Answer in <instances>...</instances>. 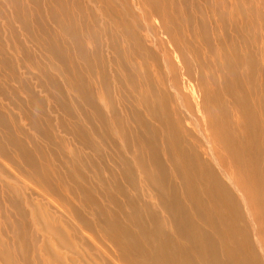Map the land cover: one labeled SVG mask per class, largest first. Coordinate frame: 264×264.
Returning a JSON list of instances; mask_svg holds the SVG:
<instances>
[{"label": "bare ground", "instance_id": "bare-ground-1", "mask_svg": "<svg viewBox=\"0 0 264 264\" xmlns=\"http://www.w3.org/2000/svg\"><path fill=\"white\" fill-rule=\"evenodd\" d=\"M4 2L14 5L13 19L25 27L26 13L45 5L33 22L43 35L38 43L46 61L44 84L37 86L65 114H77L61 123L82 148L100 155L111 142L130 153L131 160H114L121 179L156 201L129 196L124 181L95 176V187L112 190L114 209L98 205L94 189L84 184L79 152L50 181L55 166L41 168L8 131L11 121L2 113L7 143L0 141V158L8 160L6 146L16 149L31 182L60 198L87 241L102 231L117 253L112 263L264 264V44H254L260 6L254 0H30L32 9H26L19 0ZM23 53L31 70L40 72L41 64ZM12 63L2 58L0 68L13 71ZM26 93L32 106L46 111L28 86ZM22 108V118L39 127ZM15 190L0 184V264H49L37 258L38 250L53 264H106L95 262L92 242L71 236L34 205L28 211ZM34 225L66 251L83 241L87 259L63 258L50 241L31 235Z\"/></svg>", "mask_w": 264, "mask_h": 264}, {"label": "rangeland", "instance_id": "rangeland-1", "mask_svg": "<svg viewBox=\"0 0 264 264\" xmlns=\"http://www.w3.org/2000/svg\"><path fill=\"white\" fill-rule=\"evenodd\" d=\"M19 4H21L22 7H26V9H32L30 0H19ZM39 5H40V7L38 8V10H30L31 11L30 14L26 13L28 16V20H29V26L25 27L20 22L15 21L13 19L14 9L12 7H14V5H11V3H9V2H4V0H0V59H2V58L10 59L11 58L12 62H13L11 67H14L13 71L11 68H9V70L4 69V68H0V92H1L0 93V104H2V105H0V110H1L0 113H2L7 119H10L11 122H8L9 123L8 131L12 134V136L16 140H19L22 142L24 147L31 153L35 162L41 168H43V167L45 168V166H49L50 168H52L53 166L56 167V168L55 167L52 168L53 169L52 170L53 175L51 174L49 176L50 178H55V179L49 178L50 181L54 182L55 180H58L61 177L60 173H64L66 171L65 169H67V163L69 165V163L73 161L74 157H76V153L79 152L78 155H80L82 158L81 162L86 167L83 170V173H85L84 171H86V173H87L85 175V177H86V182L84 183L85 186L87 188L94 189L93 195H94L98 205L105 206L106 208H109L108 210H113L114 207H113L112 203L109 201V195H111L113 193L112 190L107 189V192H106L105 190L103 191V189H101L100 187H95V183H98V181L94 177L96 176L98 179H102L103 181H106L107 183H111L115 179L123 182L124 179L123 180L121 179L120 169L116 163L118 161V155L123 156L129 160H131L130 158L132 155L130 153L125 152V151L123 152V151L119 150L118 147L116 146V144L111 143V142H105L106 144H104L102 146L103 151H102V153H100V155H97V153L94 154L89 147L82 148L81 144H79V141L76 138H74V136L69 131H67L68 129H70V127H68V126H65L64 128L62 127L63 126L61 123L62 120L66 119L69 122L71 120V118L73 119V117H77V114H73V115L72 114L71 115L65 114L62 111V109H60L59 106L54 105L51 102V100L49 99L50 98L49 93L46 92V90H44V89L42 90L41 88H39L40 86L39 87L37 86L38 84H44V81H43L44 78H43L41 72L43 69L46 68V65H45L46 61H44V55H43L44 52L42 50L41 45H39V43H38V39L43 38V35L38 29H34L35 27H33L34 19H38L41 15L43 17L44 11L46 9L45 5H42L40 3H39ZM255 5H257V7L260 6L259 9H261V10L259 12L258 17L254 16V44H264V0H254V6ZM47 23L45 22V24H46L45 26H48L47 29L48 28L51 29V26L48 25L49 23L48 24ZM262 28H263V30H262ZM49 29L47 30V36L49 33ZM252 38L253 37H251V39ZM247 42H248L247 44L252 43V41L250 42L249 40ZM14 44H20L19 46H20V48H23V50L17 52L18 48L14 50ZM25 50L29 51L31 53V55L33 56L32 59L33 58L34 59L31 61L34 64H36V62L41 64L42 68L39 69L40 72H38L36 70H31V68H30L31 66L26 63L27 60H26L24 53H23V51H25ZM60 82L61 81H59V84L61 86H63V84ZM27 86L31 88V93H33V94L35 93V95L32 94L33 97H36L37 100L40 99V101H44L46 111H44L42 109V113H41L37 110V108L32 106V104L29 101V100H32V99H30V94L26 93ZM2 92H3V94H2ZM3 98H5V99H3ZM13 100L15 103L13 102ZM27 101H28V104L30 103L31 106H29V107L27 106ZM22 106L27 111V113L30 114L29 119H31V118L35 119L39 127H37V128L32 127L31 128L30 121L27 120L26 118L23 119L25 115H24V111L22 110L23 109ZM22 116H23V118H22ZM68 118H70V119H68ZM88 126H89L88 129L90 130V125H88ZM46 129L49 131L48 133L51 134V136H52L51 138H48V137H46V135L45 136L43 135V133L46 134V132H45ZM4 138H5L4 133H3L2 129L0 128V141H2L3 143H7L6 139H4ZM60 140L63 142V144H66V149L65 148L62 149V147H60V144H59ZM67 145L70 148L74 147L73 151H72V148L68 150ZM76 150H77V152H76ZM6 151H8L9 157L7 159L9 161L8 160L4 161L2 158H0V184L4 185V186H8L12 189L16 188L18 191L17 190H15V191L18 192V194H19L18 196H20L22 198V199H20V201L23 203L22 205L24 207H27L28 211H30L31 207L34 205L33 207L36 209V211L42 210V212L48 213L50 215V217L48 218L49 221L52 218V220H51L52 222H56V224L58 223L56 225L57 227H60V225H62L61 227H66L67 231L70 233L71 236L76 234L78 237L80 236V238H82V240L84 242L77 240L75 242L76 243L75 248H71L72 251H66L65 248H62V246L57 245V242L53 239V237L51 235L45 234V237L42 238L41 233L36 232V230L38 228L37 225H34V228L32 227V232L34 231L33 234L31 233L32 236L34 235L37 238H39L40 240L41 239L44 240V243L46 241H50V242H48L50 244H48L46 242L48 244V246L51 245L55 251H58L60 254H62L64 256L63 258H67V260L72 259L74 261L79 260V258L80 259H83V258L87 259L85 254L88 251L84 250V249H87L89 244H91V242H92L93 245H90L92 247V250L90 252H92L93 254L96 255V258H94L96 263H99V262L102 263L104 261L106 264H113V263L120 264V263L116 262L115 260L112 263V261H111L112 257L115 258L117 253H116V250L112 246H109L110 244L108 246L106 245L108 243L106 241H104V239H103L104 234L102 233V231H100L97 236L93 237L94 241L93 240L90 241L91 239H89V241H87L86 234L82 235V232L80 231L77 222H75L74 218H72L73 217L72 214H70L65 208H63L61 205H59L60 198H53L54 196L51 197L50 194H49L50 195V197H49L47 195V193L44 194V191L46 192V190L44 188L35 184L34 181L31 182V180L29 179V177H30L29 176L30 171H28L29 168L26 167V165L24 163H21L22 161L17 156L16 149H14L10 146H6ZM58 151H59V153H58ZM57 154H59V155H57ZM126 155H129V156L126 157ZM99 156L100 157L102 156L101 157L102 159ZM57 157H58V159H57ZM100 160H101V162H100ZM104 160H105V162H104ZM109 161H110V163H109ZM70 166H71V164H70ZM94 167H96L97 170H95ZM103 167H104V169H103ZM55 169L58 170L57 173L54 172ZM99 170H101V171L99 172ZM106 171H108V172H106ZM135 172H136L135 174H136L137 180L141 179L142 176H141V178H139L141 175L140 172H138V171H135ZM66 181L70 185H72V183L75 182V180L72 181L70 179H68V180L66 179ZM99 185H100V183H99ZM124 185L126 186V190L128 189L126 193L129 196H133V197H136V195L140 196L142 200H145V201L149 202L150 204H154V202L156 201L154 198H153V200L150 199L151 194H150V196H148L147 193H141L139 190H135L137 187L132 188L131 186H129V184L126 181H124ZM56 186H58V185H56ZM129 189H131L132 191H130ZM60 190H61L60 193L64 194L66 201H70V202L72 201L71 204L73 205L74 208H78L76 206L81 205L80 207H82V210L85 212L86 208L83 204L78 203L77 200L71 194H70L71 197L70 196L68 197L69 193L66 192L67 193L66 194L65 191H62V189H60ZM97 190H98V192H97ZM95 192H96V195H95ZM41 194H43L44 196ZM141 194H143V195H141ZM47 197H49L50 199ZM144 197H146V198L144 199ZM120 198L123 200L122 196H120ZM60 204H61V202H60ZM54 207H56V208H54ZM42 208L44 209V211ZM87 212H89V211L87 210ZM91 219H92V217H91ZM99 224H100V221H99ZM48 237H49V239H48ZM82 242L86 243V244L89 243L87 248L81 246ZM110 247H111V249H110ZM53 249H51V250H53ZM76 249H77V251H76ZM65 251H66V254L68 253L66 256L64 255ZM37 252L39 254L36 256L40 261L45 259V261H42V262L53 264V263H50V261L48 260L49 258L44 255L45 252L41 253L39 250ZM71 252H73L75 254H72ZM76 252H80V253L76 254ZM107 253H109V254H107ZM74 257H76V258H74ZM97 259L99 262L96 261Z\"/></svg>", "mask_w": 264, "mask_h": 264}]
</instances>
